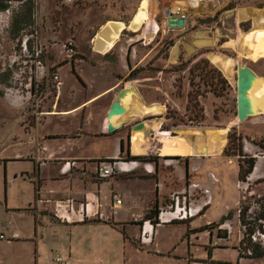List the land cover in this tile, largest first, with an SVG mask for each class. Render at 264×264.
I'll list each match as a JSON object with an SVG mask.
<instances>
[{
	"label": "rangeland",
	"instance_id": "obj_1",
	"mask_svg": "<svg viewBox=\"0 0 264 264\" xmlns=\"http://www.w3.org/2000/svg\"><path fill=\"white\" fill-rule=\"evenodd\" d=\"M143 1L0 0V233L6 237L0 241V264H68L70 261L68 246L55 245L56 241L64 242L68 232L60 230L58 237H50L55 230L46 231L40 225L35 233L37 215L31 213L32 207L28 208L33 202V184L20 178V174L15 178L11 175V172L29 168L28 162L10 161L6 165L4 161L18 154H28L32 149L31 126L37 122V113L55 100L58 87L54 73L58 66L67 62L68 65L59 70L64 83L62 105L76 103L104 87L109 77L102 68L93 71V62L110 61L119 64L114 68L122 71V64L127 60L130 69L134 67L131 70L134 73L127 78L131 86L128 84V88L123 89L119 99L126 110L108 119V126L118 129L132 120L153 115L148 118L157 120L150 121L153 124L142 123L133 129L135 148H142V154L152 142L156 152L162 147L164 157H206L199 161L212 168L216 182L222 178L213 189L220 193L218 200L224 203L217 204V199L213 200L207 217L202 220L208 216L220 220L225 204L234 210L232 215L235 216L230 221L234 232L228 250H218L217 258L236 263V251L231 244L239 246L241 228L237 211L243 204L252 208V221L264 214L260 199L264 194V182L257 188L263 193L248 196L242 204L237 202L242 192L237 191L235 185L237 175L239 178V162L256 158L244 150V140L253 146L263 142L252 141L249 137L243 139L238 128L229 125L238 120V105L240 118H245L244 124L251 116L264 113V0H193L199 7L189 9L190 16L184 27L157 32L156 26L149 25H159L161 7L174 0H146L148 22L141 30L123 31L108 56L96 54L91 41L101 26L108 21L128 23ZM150 30L152 38L146 41ZM232 40L236 41L235 46L231 45ZM68 41L76 43L83 54H75L70 59L63 47ZM36 53L46 67L41 75L33 66ZM73 59L80 60V76L88 83L92 81L89 87L85 88L73 75ZM222 70L230 74L229 80ZM230 81L238 85L239 104L238 93ZM71 126V121L48 118L37 129L44 133ZM152 133L158 136L151 139ZM234 150L236 155L232 156ZM154 154L146 160L157 159ZM178 162L184 164V160H174L171 165ZM174 169L165 173L169 172L173 178L172 175L179 176L183 168L174 166ZM24 174L21 176L25 179L31 177ZM63 178L66 177L61 176ZM122 178L118 186L134 194L140 190L134 213L141 211L148 202L151 184ZM125 211L120 212V216L126 217ZM59 221L51 218L49 223L54 226L71 224ZM139 221L143 224L144 219ZM178 227L164 226L156 234L152 246L142 247L124 239L120 232H110L102 247L96 246L93 254L81 255L78 264H184V246L180 242L182 228ZM127 232L132 239L138 234V228L129 226ZM41 235L46 237V245L39 243ZM172 240H176L178 247L170 255ZM203 251L204 247L198 248L196 255L202 256ZM257 252L258 249L252 258H240L241 264H264V253Z\"/></svg>",
	"mask_w": 264,
	"mask_h": 264
},
{
	"label": "crops",
	"instance_id": "obj_2",
	"mask_svg": "<svg viewBox=\"0 0 264 264\" xmlns=\"http://www.w3.org/2000/svg\"><path fill=\"white\" fill-rule=\"evenodd\" d=\"M151 31L152 30H150V34ZM118 42L119 39L117 43ZM74 47L76 55L83 54L78 51L76 43H74ZM111 51L103 55L108 56ZM106 62L108 64H106ZM106 62L105 64L93 62L91 65L93 71L97 72L98 68H102L103 72L109 77L108 80L105 81L104 87L90 96H85L76 103H68V105H62L64 83L59 75L61 67L68 65V62L58 66L54 76L56 75L58 77L60 85L55 100L53 103H50V105H47L48 107L45 110L37 113V122L34 126H31L33 132H29L31 133L30 143L32 149L28 154H18L12 159L4 160L6 165L10 161L28 162L29 168L11 172V175L15 178L20 174V178L29 180L33 184V202L29 204L28 208L32 207V210L35 208V211L30 210L33 215L37 213V218L35 219V226L37 227L35 229L37 230L35 233L39 231L40 227L38 228V226L40 225L44 227L43 229L46 231L48 229L55 230V234L50 237H58L61 231L64 230L68 232L66 233L68 238L65 239V243L62 241L58 243L56 241L55 245L58 247L68 246L70 259L68 264H78L82 257L81 255H89L95 251L96 246L102 247V243H105L106 237L110 232H120L124 239L128 238L135 245L142 247L147 245L152 246L155 243L156 234H158L160 229L164 228V226L170 225V228L179 226L178 228H182L180 229V237H182L180 242L184 246V264H234L235 262L233 261L228 263L227 260L217 258L218 250H228V242L234 232V225L230 222L235 217L232 215L234 210H232L228 204H225L224 210L219 216L220 220L209 216L205 220H202L207 217V212L211 208L214 202L213 200L217 199V204L224 203V201L221 202L218 200L221 197L220 193L214 192L213 189L214 184L221 182L222 178H219L216 182L211 170L212 168L199 161H203L206 157H164L161 153L162 147L156 152L152 142L149 143L146 152L143 154L142 148H135L133 138L134 127L142 123L148 125L153 124L157 120L153 118L148 119L153 115L146 116L142 119L139 118L138 120H132L130 123H126L122 127L110 132L108 130V114L114 103H120L119 96L121 93H124L123 89L128 88V84L131 86L132 83H127V78L134 67L130 69L126 60V62L122 64V71H117L114 66L119 64H114L110 61ZM71 63L72 73L78 82L85 88L92 85V81L88 83L78 72L80 60L73 59ZM45 68V65H43L42 70L40 69L38 74H43L42 71ZM73 70H75V73ZM121 110H126L123 102L121 104ZM259 115L264 116V113ZM259 115L251 116L252 118L245 124L236 119L229 124L232 127L238 128V132L240 135L242 134L243 139L249 137L252 141L260 140V142H263L262 144L255 143L253 146L244 140V147L247 145L251 148L250 153L256 156V162L252 172L245 181H240L237 175L235 184L236 189L242 192V194H239L237 200V202L240 201V203L243 199H247L248 196L251 197L252 195H260L263 193L257 191V188L262 187L264 182V123H262L264 118ZM48 118H59L63 122L71 121L72 126L63 127L62 130L41 133L38 131L37 126L45 122ZM157 125V131H159L160 123L158 122ZM128 126H130L129 129ZM152 136L156 137L158 135L152 133L151 139ZM122 141L125 143L126 149L129 147L131 155L150 156L153 155L155 151L156 154L154 155L157 159H155V161L127 160L123 156L126 154L127 150L122 152ZM52 144H54L53 147ZM58 146L60 149L56 150ZM54 147L55 149H53ZM174 160H184V164L178 162L171 165V162ZM66 161H76L77 164L70 170H64L62 167ZM100 161H113L117 163L116 165L118 168L122 166L124 171L110 178H101L96 173V165ZM174 166H180L183 169H180L178 172L179 176L177 174L174 176V174L172 178L169 172L170 169L175 171ZM166 171L169 172L165 173ZM22 173H26L24 174L25 176L30 175L31 177L25 179L21 176ZM7 176H9V174ZM61 176L66 178L62 180ZM122 177H126L125 179L128 180L138 179L151 184L150 193H147L148 202L141 211L134 213V208L137 206V201L139 200L137 195H140V190L134 194L131 190L118 186L121 180H123ZM58 182H61V184L59 185ZM192 184L199 185L200 189H210L212 193V203L207 206L199 216L188 221H175L169 224L153 226L152 243H141L140 233L142 224L139 220L144 219V222L149 221V219L143 217H146L154 203H157V209L166 207L170 203L171 196L174 193L181 192ZM170 186L172 189H170ZM193 195L194 205H202L206 197H204L201 191L193 189ZM67 198H72L74 200V209L76 212H78V205L81 202H89L92 205L94 213L102 214V219H100L102 221L98 218H93L91 221L85 223H61L56 226L50 224L49 221H51V218L57 220L52 213L53 202ZM117 200H121V204L118 205L116 203ZM125 206L127 209H125ZM124 210H126V217L120 216V212ZM197 218L199 219L196 220ZM45 219L49 221H45ZM36 220L39 224H37ZM221 222H229L232 225L233 230L230 235L223 231H217L216 227ZM182 224H186L187 226H183ZM214 224L216 225L215 228L212 227ZM129 226L138 228V234L132 239L127 232ZM207 226L209 229L203 230V228ZM72 235L77 238H73V240L71 237ZM41 237L39 243H45L46 245V242H44L46 237H44V235H41ZM239 239L240 235L237 241H239ZM66 241L69 242V245L66 244ZM172 241L173 242L170 244V255L174 253L178 247L175 244L176 240ZM203 247L204 251L202 256H197L196 250ZM231 247L236 251V257L234 258L236 261L235 264H241V257L237 252V244L233 243ZM87 249L89 251H85ZM208 252H210V255ZM156 253L159 252L156 251Z\"/></svg>",
	"mask_w": 264,
	"mask_h": 264
},
{
	"label": "built area",
	"instance_id": "obj_3",
	"mask_svg": "<svg viewBox=\"0 0 264 264\" xmlns=\"http://www.w3.org/2000/svg\"><path fill=\"white\" fill-rule=\"evenodd\" d=\"M198 7L199 3L194 2L193 0L170 1L169 4H165L161 7V18L159 25H148L150 27L156 26V32L159 29H161V31H169L172 28L170 26V18L181 17L186 22L190 16L189 9ZM63 47L69 58H73L76 53L74 43L72 41H68L63 45ZM38 56L39 53H36L33 66L35 69L40 70L43 68V63L40 59H38ZM54 80L56 81L57 87L59 88L60 83L56 75L54 76ZM244 150L248 153L251 152V148H249L247 145H245ZM76 164V161H66L62 168L64 170H70L75 167ZM116 164L117 163H114L113 161L98 162L96 165L97 175L101 178H110L120 172H123V167L121 166L118 168ZM193 189H198L201 191L204 197H206L202 205H194ZM116 203L118 205L121 204V200H117ZM211 203L212 197L210 190L205 188L200 189L199 185L197 184H192L185 190L174 193L171 196L170 203L166 207L158 209L155 216V224H153L150 220L143 222L141 225L140 242L143 244L152 243L153 226L169 224L175 221H188L199 216ZM33 211H35V208H33ZM251 212L252 208L249 209V207H245L244 204L237 211L238 224L241 228L239 232L240 239L237 252L241 258L251 257L253 255L254 246L257 245L262 247V245H264V218L258 216V219H254V221H252V217L250 216ZM52 213L58 220L71 224L85 223L91 221L93 218L102 219V214L94 213L92 205L89 202H81L78 205V212H76L74 209V200L72 198L54 201L52 205ZM216 229L219 232L223 231L230 235L233 227L229 222H221L217 225ZM4 239H6L5 235L0 233V240Z\"/></svg>",
	"mask_w": 264,
	"mask_h": 264
},
{
	"label": "bare ground",
	"instance_id": "obj_4",
	"mask_svg": "<svg viewBox=\"0 0 264 264\" xmlns=\"http://www.w3.org/2000/svg\"><path fill=\"white\" fill-rule=\"evenodd\" d=\"M147 12L148 5L145 0L140 4L135 15L128 23L122 21H108L100 28L93 39V51L97 54L108 53L116 46L123 31L129 30L132 32H139L143 25L147 23ZM200 37L203 40V36L200 35Z\"/></svg>",
	"mask_w": 264,
	"mask_h": 264
},
{
	"label": "trees",
	"instance_id": "obj_5",
	"mask_svg": "<svg viewBox=\"0 0 264 264\" xmlns=\"http://www.w3.org/2000/svg\"><path fill=\"white\" fill-rule=\"evenodd\" d=\"M73 72L75 73V70H73ZM224 76L229 80V77H230V74L227 72V71H224L222 70ZM134 71H132L130 73L133 74ZM121 148H122V152H125L126 151V154L124 156V158H126L127 160L129 161H140V160H146V158H150V157H147V156H133L130 154V150H129V147H125V143L122 141V145H121ZM229 150L230 148L226 149L225 152L228 154L229 153ZM232 156L233 155H236L235 153V150L234 152L231 154ZM238 157H240V154H237ZM241 157H244V156H241ZM155 161V160H153ZM255 162H256V159L254 157H250L248 158L247 161H240L239 163V167H240V170H239V179L240 181H245L246 178L249 176V174L252 172L253 168H254V165H255ZM246 164V165H245ZM261 201L264 202V195L260 198ZM263 208H264V204L262 205ZM157 203H154L151 207V209L149 210L148 214L146 215V219H149L153 224H155V216L157 214ZM262 218H264V214L263 215H260ZM206 229H209V227H205L203 228V230H206ZM258 249V254L259 253H264V247H260V246H254L253 247V255L251 257H245V258H252L255 254V250ZM208 254L210 255V252H208Z\"/></svg>",
	"mask_w": 264,
	"mask_h": 264
},
{
	"label": "water",
	"instance_id": "obj_6",
	"mask_svg": "<svg viewBox=\"0 0 264 264\" xmlns=\"http://www.w3.org/2000/svg\"><path fill=\"white\" fill-rule=\"evenodd\" d=\"M169 21H170V26H171V27H184V26H185V21H184V19L181 18V17H178V18H170ZM151 38H152V35H151V34H150V35H146V41L150 40ZM235 42H236L235 40H232V41H231V45H234V46H235V44H236ZM232 60H233L234 63H236V60H235V59H232ZM246 68H247V67H246ZM230 84H231V86H232L234 89H236V91H237V93H238V104H239V88H238V85H236V83L231 82V81H230ZM121 94H122V93H121ZM121 94H120V96H119V99H120V97H121ZM120 110H121V105H120V103H119V102L114 103V105H113L112 109L110 110V112H109L107 118L110 119L112 116H114L115 114H117ZM163 111H164V110L162 109V112H163ZM247 117H249V116H247ZM247 117H246V118H247ZM244 119H245V118H244ZM244 119L240 118L239 105H238V120H239L240 122H242ZM135 127H136V126H135ZM114 129H115V128H114L112 125H109V126H108V130H109L110 132H112Z\"/></svg>",
	"mask_w": 264,
	"mask_h": 264
}]
</instances>
